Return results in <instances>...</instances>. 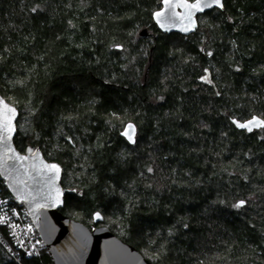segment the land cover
Here are the masks:
<instances>
[{
    "label": "trees",
    "instance_id": "16d2710c",
    "mask_svg": "<svg viewBox=\"0 0 264 264\" xmlns=\"http://www.w3.org/2000/svg\"><path fill=\"white\" fill-rule=\"evenodd\" d=\"M161 2L0 0L15 147L62 167L63 215L99 212L153 264H264V128L231 123L264 120V0H223L189 36L157 29ZM0 264L52 263L0 244Z\"/></svg>",
    "mask_w": 264,
    "mask_h": 264
},
{
    "label": "water",
    "instance_id": "95a60500",
    "mask_svg": "<svg viewBox=\"0 0 264 264\" xmlns=\"http://www.w3.org/2000/svg\"><path fill=\"white\" fill-rule=\"evenodd\" d=\"M206 3L212 6L204 7ZM221 3L223 4V0ZM192 4H200L201 8L186 7ZM214 9L222 10L223 7L216 5L214 0H162L161 8L153 13L152 20L162 34L189 36L196 31L198 18ZM157 13L162 15L157 16ZM148 36L147 29L139 33L140 38ZM18 119V109L0 95V179L14 201L27 211L51 263L153 264L134 247L118 239L107 227L101 225L104 219L99 212L92 216L96 225L93 229L60 212L65 195L69 192L61 185L62 167L58 163L47 161L33 145H29L24 153L16 149L14 139ZM252 120L264 122L255 115L247 120L231 119V123L238 131L248 134L264 128V125H249V131L248 128L238 126ZM5 124L11 127L10 132L4 131ZM129 125L133 127L134 134ZM125 132L132 135L131 140L124 135ZM136 134L137 129L133 123H127L121 132V136L130 145L135 143ZM53 165L59 169L58 172L51 169ZM244 205L245 202L239 207Z\"/></svg>",
    "mask_w": 264,
    "mask_h": 264
},
{
    "label": "built area",
    "instance_id": "2783aa9c",
    "mask_svg": "<svg viewBox=\"0 0 264 264\" xmlns=\"http://www.w3.org/2000/svg\"><path fill=\"white\" fill-rule=\"evenodd\" d=\"M3 232L10 238V245L5 242ZM0 244L12 258L17 255L36 258L45 250L25 208L1 193Z\"/></svg>",
    "mask_w": 264,
    "mask_h": 264
},
{
    "label": "snow or ice",
    "instance_id": "6c2138e0",
    "mask_svg": "<svg viewBox=\"0 0 264 264\" xmlns=\"http://www.w3.org/2000/svg\"><path fill=\"white\" fill-rule=\"evenodd\" d=\"M214 3L220 7H223V4L221 3V0H214ZM212 5L211 4H205L204 7H211ZM186 7H191V8H201V5L200 4H192L190 6H187ZM157 16H160L162 15V13H157L156 14ZM187 30V29H185ZM249 125H255V126H261V125H264V122H260V121H256V120H252V121H249L247 124H239L238 126L241 127V128H248L249 131H251V127H249ZM130 130H132V133L134 134V129L131 125L128 126ZM12 129L11 127L8 125V124H5L4 125V131L5 132H10ZM124 135L128 136V138L131 140L132 139V135H129L128 132H125ZM51 169L52 170H55V171H59V169L56 168L55 165L51 166ZM244 201H241L240 204L236 205V207H239L241 205H243Z\"/></svg>",
    "mask_w": 264,
    "mask_h": 264
}]
</instances>
